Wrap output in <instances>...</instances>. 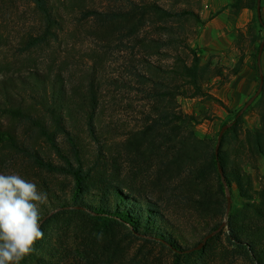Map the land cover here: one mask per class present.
<instances>
[{
	"label": "rangeland",
	"instance_id": "obj_1",
	"mask_svg": "<svg viewBox=\"0 0 264 264\" xmlns=\"http://www.w3.org/2000/svg\"><path fill=\"white\" fill-rule=\"evenodd\" d=\"M50 1L59 8L63 21V31L53 44V49L56 50V64L61 65L63 77L69 87L81 85L85 89L87 80L92 77L99 94L95 121L97 138H91L85 126L80 135L79 146L85 162L84 168L89 167L93 172L103 171L109 177L128 184L136 193L156 200L170 214L180 232L186 237V241L189 244L198 242L209 233V226H212L213 222L222 223L224 216L220 213L214 215L212 212L210 215L202 216L196 208L197 199L202 190H208L218 201L225 198V192L219 191L216 175L203 183L194 180L190 175V165L193 156H200L203 152L198 141L203 138L217 140L221 127L230 124L236 113L256 92L259 75L258 70L253 69V65H256L254 55L255 48L264 43V29L258 23L254 24L257 43L250 45L249 35L246 33V26L250 21L243 27H236V23H232L233 27L224 32L225 35L232 33L234 40L219 54L208 49L210 38L200 39L204 22L199 18V13L205 0ZM77 1L85 9L102 13L128 9L134 4L156 3L164 10L182 14L164 23L177 33L174 36L178 40L172 45L164 46L161 49L163 54L147 55L138 45L133 44L132 37L126 36L123 26L119 28L120 25L98 23L81 17L80 11L73 8ZM183 12H192L193 15H184ZM232 14L233 17L229 14L228 23L236 17V14ZM251 14L250 20L254 18L255 10H252ZM147 17L149 19L144 26L136 30V36L166 39L168 33L159 30V25L163 23L156 21L154 15ZM37 24L38 17L28 0H0V31L4 36L3 44L0 46L1 66L12 61L18 62L21 67L23 60L28 56L19 54V42L26 34L35 30ZM222 40L225 41L223 37ZM187 48L197 53L201 52L202 64L211 62L224 68L223 74L226 77H216L202 84L204 91L212 98L175 97L174 109L195 116L198 123L184 125L177 135H167L170 136L169 139L159 133L154 135L152 133L153 144L144 145L143 148H147L144 155L134 149H128L126 140L140 131L150 121V117H156L154 107L161 105L156 99L148 97L146 92H152L156 88L154 81L168 79L170 74L167 70L176 54L186 57L187 61L190 60ZM240 55L243 56L242 70L239 74L231 76L229 70ZM51 57L49 52L33 54V64L44 70L47 60ZM248 69L252 70L253 75L248 74ZM261 69L264 74V47ZM138 74H143L153 81L146 83ZM261 95L264 96V83L260 95L241 114L243 125L240 137L243 136L245 129L253 131L259 128L258 113L254 105ZM17 135L19 149L0 150V174L19 175L35 183L38 192L47 194V200L51 191L61 198L65 195L68 197L73 187L72 178L65 173L41 170L28 153H37L43 160L54 164H61L60 158L42 139H35L34 131H29L25 124L19 126ZM58 142L72 159L64 137H60ZM21 148H25L26 151ZM100 153L103 154L101 158L105 162L97 160ZM241 166L250 175L255 192L259 193L264 187L263 161L255 156H246ZM44 189L47 191L44 192ZM230 194L232 212L241 207L242 201L235 188ZM41 207L40 205L39 209ZM225 209L224 202L223 214ZM226 226L222 229L219 239L210 242L202 254H190L176 260L167 248H162L157 243L134 240L121 264H137L135 260L138 264H251L239 249L225 241ZM56 236L53 235V242L62 241L60 254L65 258L64 264H85L84 259L81 260L82 253L78 251L79 247L76 244L78 239L74 238L72 231L61 232ZM58 237L61 240H57ZM111 264L120 263L113 261Z\"/></svg>",
	"mask_w": 264,
	"mask_h": 264
},
{
	"label": "trees",
	"instance_id": "obj_2",
	"mask_svg": "<svg viewBox=\"0 0 264 264\" xmlns=\"http://www.w3.org/2000/svg\"><path fill=\"white\" fill-rule=\"evenodd\" d=\"M28 1L38 17L35 30L19 42V54H25L28 58L23 60L21 67L18 62L12 61L0 65V150L19 149L17 131L19 126L25 124L29 131H34L33 137L48 144L62 162L54 164L43 160L37 153H28L34 164L50 173H65L72 178L73 187L68 197L65 195L63 198L51 191L46 203L41 205L40 227L44 233L43 239L36 243L33 253L20 261V264H64L65 258L60 254L62 241L53 242V235L71 231L74 238L78 239L76 244L85 264H111L113 261L121 264L134 240L157 243L167 248L176 260L190 254L204 253L210 242L219 239L223 230L208 239L201 249H196L206 235L198 242L189 244L159 202L136 193L128 184L109 177L103 171L93 172L89 167L84 168L79 140L84 126L91 138H97L95 121L99 106L98 91L92 77L87 80L85 89L81 85L69 87L61 65L56 64V50L53 49V44L63 31L59 8L50 0ZM231 7L236 15L244 7L255 10L254 18L246 26L249 43L255 45L257 34L254 24L258 23L264 29L263 20L259 23L256 16V0H249L248 4L243 3V0H234ZM73 8H77L86 20L120 25L119 28L123 26L126 36L132 37L133 44L138 45L147 55L163 54L161 49L164 46L178 40L174 36L177 33L164 23L182 14L164 10L156 3L134 4L128 9L107 13L85 9L78 1ZM183 13L193 15L192 12ZM148 15H154L156 21L163 23L159 25V30L168 33L166 39L136 36V30L144 26L149 19ZM3 41L4 36L0 31V46ZM187 49L190 60L176 54L167 70L170 74L168 79L154 81L156 88L146 92L148 97L156 99L161 105L154 107L157 116L150 117V121L140 131L126 140L128 149L144 155L147 149L143 148L144 145L153 144L152 133H159L169 139L167 135H177L184 125L198 123L195 116L174 109L175 97L212 98L204 91L202 84L216 77H226L223 74L224 68L211 62L202 64L201 52ZM258 49L255 48L254 61ZM42 52H49V56H52L47 60L44 70H40L32 60L33 54ZM242 67L243 56L240 55L229 74L237 75ZM253 69L258 70L255 64ZM138 76L146 83L153 81L143 74ZM254 107L258 113L259 128L253 131L245 129L240 137L242 116L236 118L221 138L217 159L214 154L216 139L199 140L198 145L203 152L200 156H193L189 171L192 178L201 183L216 175L219 191L223 193L224 188L217 171L219 163L229 191L235 188L242 201L241 207L230 211L227 216L225 241L239 249L251 264H264V187L256 193L250 175L241 166L246 156H255L263 161L264 167V96L259 97ZM60 137H64L72 159L61 148L58 142ZM102 155L100 153L97 156L99 162H105ZM224 202L225 198L215 200L208 190H202L196 208L202 216L210 215V212L224 216ZM213 223L209 226L208 234L216 231L221 224ZM135 262L138 264L137 260Z\"/></svg>",
	"mask_w": 264,
	"mask_h": 264
},
{
	"label": "clouds",
	"instance_id": "obj_3",
	"mask_svg": "<svg viewBox=\"0 0 264 264\" xmlns=\"http://www.w3.org/2000/svg\"><path fill=\"white\" fill-rule=\"evenodd\" d=\"M47 194L19 175L0 174V264H20L43 239L39 206Z\"/></svg>",
	"mask_w": 264,
	"mask_h": 264
},
{
	"label": "crops",
	"instance_id": "obj_4",
	"mask_svg": "<svg viewBox=\"0 0 264 264\" xmlns=\"http://www.w3.org/2000/svg\"><path fill=\"white\" fill-rule=\"evenodd\" d=\"M248 1L243 0V3L248 4ZM233 2L234 0H205L199 13V18L204 22L200 39L210 38L211 42L208 49L213 53L220 54L234 40L232 33L225 35L224 30H230L229 27H233L232 23H236V27H243L247 25L250 21L249 18L252 17L249 7H244L238 12L236 17L231 19V23H228L229 14L233 17L232 13H234V9L231 7ZM261 16L264 21V0H261ZM222 37L225 41L222 40ZM248 72L250 76L253 75L252 70L248 69Z\"/></svg>",
	"mask_w": 264,
	"mask_h": 264
},
{
	"label": "water",
	"instance_id": "obj_5",
	"mask_svg": "<svg viewBox=\"0 0 264 264\" xmlns=\"http://www.w3.org/2000/svg\"><path fill=\"white\" fill-rule=\"evenodd\" d=\"M260 2H261V0H256V16H257V19H258L259 23L262 22ZM263 47H264V43H261L260 46H259L258 53H257V58H256V67L258 69V75H259L258 88H257L256 92L254 93V95L244 104L242 109L236 114L234 120L230 124H226V125L221 127V129H220V131L218 133V136H217L216 145H215V149H214V154L216 156V159H217V155H218V150H219L221 138H222L224 132L233 124V122L235 121L236 118L241 116V114L255 101V99L261 93L262 86H263V81H264V74H263L262 69H261V55H262ZM217 171H218V175L220 177L221 184H222V186L224 188V192H225L226 209H225V214H224V220L220 224V226L217 228L216 231L211 232L210 234L206 235L203 238L202 242L196 247V249H201L202 246L204 245V243L208 239L213 237L216 233H218L220 230H222L226 226V219H227V216H228V214H229V212L231 210V194H230L229 188L227 186V183H226L222 168L220 167L218 162H217Z\"/></svg>",
	"mask_w": 264,
	"mask_h": 264
}]
</instances>
